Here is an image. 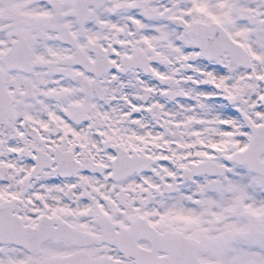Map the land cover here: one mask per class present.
Listing matches in <instances>:
<instances>
[{"label":"snow or ice","instance_id":"1","mask_svg":"<svg viewBox=\"0 0 264 264\" xmlns=\"http://www.w3.org/2000/svg\"><path fill=\"white\" fill-rule=\"evenodd\" d=\"M0 264H264V0H0Z\"/></svg>","mask_w":264,"mask_h":264}]
</instances>
